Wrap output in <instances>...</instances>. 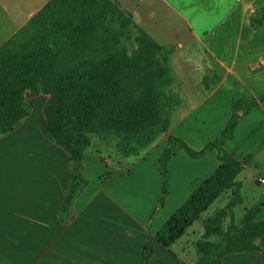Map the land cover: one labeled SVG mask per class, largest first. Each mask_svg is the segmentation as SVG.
<instances>
[{
    "label": "crops",
    "instance_id": "obj_1",
    "mask_svg": "<svg viewBox=\"0 0 264 264\" xmlns=\"http://www.w3.org/2000/svg\"><path fill=\"white\" fill-rule=\"evenodd\" d=\"M8 1V20L16 27L10 39L51 0ZM116 1L124 8L122 1ZM126 1L142 8V14L124 9L155 41L160 29L151 28L147 22L157 16L156 3L185 20L187 35L203 48L202 68L207 74L203 80L213 74L221 77L210 88L202 84L204 96L190 104L182 96L188 94L185 84L175 79L182 104L171 115L169 134L202 150L226 128L235 100L264 97V71H256L264 66V26L255 30L250 24L251 15L264 8V0ZM174 35L178 38L177 33ZM186 47L179 41L165 48H172V56ZM191 62L184 56L183 64ZM26 97L33 105L31 115L14 132L0 137V264H191L175 250L187 232L171 249L161 245L156 234L218 169V153L212 151L204 158L193 159L178 152L168 165L164 197L159 161L167 147V136L158 137L137 155L113 165L98 152H91V145L82 172L86 184L66 214L62 208L69 186L70 155L42 134L49 96L33 97L27 92ZM187 103L190 109L185 113ZM214 126L218 127L216 131L211 129ZM98 143L101 146L107 142ZM225 148L238 156L244 168L249 167L250 178L237 180L241 184V206H245V213L259 206L256 221L264 222V101L243 118ZM227 194L231 201V192L218 201ZM163 198L164 206L158 209ZM145 248L154 250L149 260L142 255ZM223 262L264 264V250L229 255Z\"/></svg>",
    "mask_w": 264,
    "mask_h": 264
},
{
    "label": "trees",
    "instance_id": "obj_2",
    "mask_svg": "<svg viewBox=\"0 0 264 264\" xmlns=\"http://www.w3.org/2000/svg\"><path fill=\"white\" fill-rule=\"evenodd\" d=\"M250 24L255 30L264 26V8L251 15ZM172 51L149 36L116 0H51L0 47V137L14 132L31 115L33 105L27 92L33 97L49 96L41 131L70 155L69 186L62 208L66 214L86 184L82 172L91 135L101 141L117 138L124 158L167 136L159 161L164 197L168 165L178 152L201 159L216 151L221 163L218 169L156 239L171 249L213 204L231 192L226 208L204 225L205 237H216L219 242L201 244L202 257L197 264H224L229 255L263 251L264 222L256 221L260 207L247 210L241 222H235V208L243 203L237 177L244 166L225 146L264 97L235 100L222 134L202 150H195L169 134L171 115L182 104L170 68ZM256 71H264V66ZM220 81L221 77L213 74L206 76L203 84L210 88ZM163 206L164 198L158 209ZM153 253L152 248H145L142 255L149 260Z\"/></svg>",
    "mask_w": 264,
    "mask_h": 264
},
{
    "label": "rangeland",
    "instance_id": "obj_3",
    "mask_svg": "<svg viewBox=\"0 0 264 264\" xmlns=\"http://www.w3.org/2000/svg\"><path fill=\"white\" fill-rule=\"evenodd\" d=\"M123 2L124 8L136 9L142 14V8H134L133 5H130L126 0H119ZM10 1L8 0H0V46L12 35L15 31L16 27L8 20L7 10L11 9L8 6ZM128 3V4H127ZM142 7V4L139 5ZM155 7H159L157 16L149 19L147 22L151 28H155L158 26L160 29V36H155L158 43L163 46H168L171 43H179L183 42L187 47L185 50H179L175 55L170 57V68L172 71V76L177 80L178 83H184L183 87H186V94H182L185 98H188L190 103H197L204 96V87H203V77L207 74H203V68L205 64H203L201 58V51L203 53V48L198 44L196 40H193L186 33L187 23L185 20L181 19L179 16L173 14L171 11L164 9L159 6L158 3L154 5ZM146 6V10H147ZM13 9L11 10V12ZM10 12V13H11ZM189 14H187L186 18H189ZM201 16H197V20L200 19ZM216 18H219L216 17ZM195 19V20H196ZM178 35V38L174 35ZM199 52V53H198ZM184 56H187L191 59V64H183ZM210 63V62H209ZM214 65L213 63H211ZM199 66L201 68H199ZM177 86V85H176ZM176 89V87H175ZM189 104L187 103L185 107H183V112L188 113ZM218 118V116H216ZM213 131L218 129L217 126L211 127ZM92 147L91 152H98L103 159L110 160L112 162H118L123 159V154L119 149V140L115 137L110 138L108 141H102L107 143H101V146H97L100 141V138L97 135H91ZM264 157V155H263ZM135 160L134 158L131 161ZM113 165V163H112ZM252 167V166H251ZM250 167V168H251ZM249 167L244 168L242 175L237 179H249L250 173L247 171ZM230 194H227L223 199L218 201V203L213 204L209 211L204 214L201 219L190 229L187 230L185 237L182 241L175 246V250L185 258L189 263L194 264L196 261H199L201 258V251L199 245L202 243H210L212 245H216L219 242V239L214 237L207 239L205 237L204 224L208 221L209 217L217 215L221 210L226 208L230 201ZM246 208H250V206H246ZM245 213V206H238L235 210L234 219L236 222H240ZM231 221V218L230 220ZM228 221V222H229ZM227 222V224H228ZM226 224V225H227Z\"/></svg>",
    "mask_w": 264,
    "mask_h": 264
},
{
    "label": "built area",
    "instance_id": "obj_4",
    "mask_svg": "<svg viewBox=\"0 0 264 264\" xmlns=\"http://www.w3.org/2000/svg\"><path fill=\"white\" fill-rule=\"evenodd\" d=\"M261 183H263V184H264V180H261Z\"/></svg>",
    "mask_w": 264,
    "mask_h": 264
},
{
    "label": "water",
    "instance_id": "obj_5",
    "mask_svg": "<svg viewBox=\"0 0 264 264\" xmlns=\"http://www.w3.org/2000/svg\"><path fill=\"white\" fill-rule=\"evenodd\" d=\"M240 115H243V113H240Z\"/></svg>",
    "mask_w": 264,
    "mask_h": 264
}]
</instances>
